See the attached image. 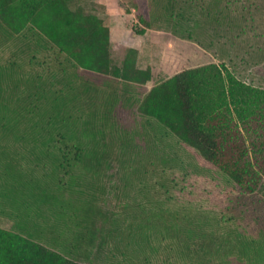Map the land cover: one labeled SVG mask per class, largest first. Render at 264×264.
Wrapping results in <instances>:
<instances>
[{"label":"rangeland","instance_id":"1","mask_svg":"<svg viewBox=\"0 0 264 264\" xmlns=\"http://www.w3.org/2000/svg\"><path fill=\"white\" fill-rule=\"evenodd\" d=\"M134 4L71 6L101 19L110 36L113 31L112 70L123 66L134 49L128 46L144 42L152 88L203 66L197 55L212 53L239 80L264 90V0ZM137 14L151 18L147 37L133 35ZM115 28L128 29V41L115 38ZM8 34L0 21V228L31 234L78 264H264V189L244 194L157 120L141 115L140 86L125 89L112 75L82 77L78 70L96 91L72 100L83 84L79 77L68 82L76 68L64 65L62 72L58 55L32 26ZM86 127L93 133L84 135ZM87 156L97 160L86 163ZM91 206L102 213L97 233L108 244L84 258L85 247H71Z\"/></svg>","mask_w":264,"mask_h":264},{"label":"trees","instance_id":"2","mask_svg":"<svg viewBox=\"0 0 264 264\" xmlns=\"http://www.w3.org/2000/svg\"><path fill=\"white\" fill-rule=\"evenodd\" d=\"M78 1L0 0V21L10 35L32 26L58 55L56 62L62 72L64 65L76 68L68 82L79 77V70L82 77L112 75L124 83L125 89L129 85L140 86L145 92L139 106L141 115L157 120L223 172L244 194L263 190L264 90L239 80L223 64L184 70L147 90L145 87L152 81L153 71L137 67L138 51L128 49L123 66L112 70L110 29L98 17L85 14L81 6L73 9L72 4ZM134 1L136 8L143 5L146 9L142 0ZM137 19L132 27L133 35L143 36L151 29V18L137 14ZM81 81V94L76 93L72 100L87 99L88 93L96 91L91 82ZM57 110L56 118L61 120L65 107ZM84 132V135L93 133L91 127L84 128ZM73 149L77 152L80 146L74 144ZM76 155L79 157L78 153ZM87 157L91 160L87 158L86 163L97 160L94 156ZM57 198L53 196L60 202ZM84 213L85 226L78 224L77 242L74 240L71 248L85 247L81 256L88 258L94 246L98 255L99 249L108 243L97 233V219L102 213L96 206L84 208ZM83 229L85 233L81 232ZM0 264L78 263L45 247L31 234L0 228Z\"/></svg>","mask_w":264,"mask_h":264},{"label":"crops","instance_id":"3","mask_svg":"<svg viewBox=\"0 0 264 264\" xmlns=\"http://www.w3.org/2000/svg\"><path fill=\"white\" fill-rule=\"evenodd\" d=\"M129 19V18H128ZM117 29L115 28V38H117V37H119L118 38V40L119 39H122V41H128V39H129V36H131V32H129V31H127V30H124V31H119L120 32V34L118 33V31H116ZM117 32V33H116ZM149 32H151V30L150 29H148L147 30V32L145 33V35H143V36H135L136 38H143V37H147V35L149 34ZM117 34V35H116ZM120 37H122V38H120ZM178 38V37H177ZM149 39V38H148ZM179 39L182 41V43H186V44H193L194 46H196L197 48H199V47H201L202 49H204V50H206V51H208V52H210L211 53V50L210 49H206V48H203L202 46H200L199 45V43H197L195 40H192V39H190V40H188V39H182V38H180L179 37ZM111 40L113 41V31L111 32ZM129 48H134V49H136L137 51H138V61H137V67L139 68V69H141V70H146L147 68H148V66L147 65H145L146 63H145V61H144V58L146 57V55H147V51L145 50V45H144V42H141L140 43V45L139 46H137V43H135V45H132V46H128ZM127 47V48H128ZM218 58V60L219 61H222V63L223 62H225V59L223 58H221L220 56H216V55H214V54H207V56H205V55H201V56H198L197 55V58L195 59V61H199V60H201V61H203V66H205V65H210V64H216V65H219V63H217V61H216V58ZM183 59H180V61H182ZM195 67H198V66H193L192 68H195ZM227 67V66H226ZM192 68H190V69H192ZM153 78H154V73H153ZM152 78V79H153ZM171 78V77H170ZM169 79V78H168ZM145 88H147L148 90H150L152 87L151 86H149V83L146 85V87Z\"/></svg>","mask_w":264,"mask_h":264}]
</instances>
